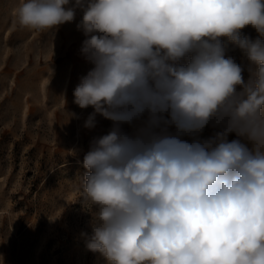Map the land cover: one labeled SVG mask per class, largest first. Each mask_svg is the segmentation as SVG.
<instances>
[{
  "label": "clouds",
  "instance_id": "obj_1",
  "mask_svg": "<svg viewBox=\"0 0 264 264\" xmlns=\"http://www.w3.org/2000/svg\"><path fill=\"white\" fill-rule=\"evenodd\" d=\"M78 10L93 67L74 103L93 109L84 127L112 122L82 160L86 249L104 264H264V39L242 32L264 37V0H19L14 12L46 31Z\"/></svg>",
  "mask_w": 264,
  "mask_h": 264
},
{
  "label": "rangeland",
  "instance_id": "obj_2",
  "mask_svg": "<svg viewBox=\"0 0 264 264\" xmlns=\"http://www.w3.org/2000/svg\"><path fill=\"white\" fill-rule=\"evenodd\" d=\"M18 3L0 0V264H104L81 237L95 215L83 196L82 160L112 122L98 115L86 128L93 109L74 103L75 87L93 67L80 51L81 13L57 30L34 31L18 25ZM242 32L264 39L251 27ZM141 124L122 127L132 134ZM213 132L206 127L202 138Z\"/></svg>",
  "mask_w": 264,
  "mask_h": 264
}]
</instances>
